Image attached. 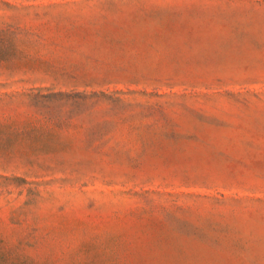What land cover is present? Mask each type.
Listing matches in <instances>:
<instances>
[{
  "label": "rangeland",
  "instance_id": "obj_1",
  "mask_svg": "<svg viewBox=\"0 0 264 264\" xmlns=\"http://www.w3.org/2000/svg\"><path fill=\"white\" fill-rule=\"evenodd\" d=\"M0 264H264V0H0Z\"/></svg>",
  "mask_w": 264,
  "mask_h": 264
}]
</instances>
